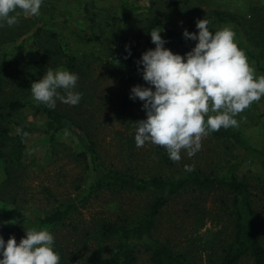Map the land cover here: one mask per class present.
<instances>
[{
	"label": "rangeland",
	"instance_id": "rangeland-1",
	"mask_svg": "<svg viewBox=\"0 0 264 264\" xmlns=\"http://www.w3.org/2000/svg\"><path fill=\"white\" fill-rule=\"evenodd\" d=\"M53 1L62 5L74 26L89 33L93 32L94 35H101L106 41L113 40L116 35L115 28H120L113 24V19L122 16L123 0ZM130 1L143 8L140 13L144 12L148 18H162L171 29L180 34V37L174 40L163 36L168 41L165 47L180 55H185L198 43L183 36L185 29L198 34L197 20L209 21L208 27L213 32L224 27L232 29L235 41L239 49L246 54L256 77L264 76L256 61L250 58L244 49H248L264 62V0H177L171 7L167 6V0ZM148 7L150 10L146 9ZM215 11L234 15L240 24L212 23L211 16ZM93 14L97 17L92 18ZM39 16L25 18L21 15L16 25L1 28L4 31H13L18 38L13 35L7 42L1 43L3 35L0 33L3 48L0 61L4 52L11 53L22 40L32 38L36 26L43 27L45 31L58 32L56 27L44 25ZM140 19L142 22L146 20L145 16ZM250 26L259 34L251 32ZM41 42L44 46L55 48L57 40L44 36ZM66 42L72 49L77 48L74 43L67 40ZM135 46L139 49V55L149 49L146 41L144 46L142 43ZM65 47L68 50L67 46ZM14 58L19 62L16 70L28 71L32 64L30 61H37L39 56L36 50L28 49L19 55L15 54ZM102 60L91 58L92 66L87 76L78 80L76 91L84 92V103L83 98L76 106L59 101L61 110L71 117H77V120L80 119L85 131L97 142L101 162L105 167L123 172L129 170L141 176H144L146 171L153 174L161 172L158 170L160 166L156 155L159 150L168 155L166 149L147 142L143 147H136L135 123L146 119L143 102L136 99L128 106L123 105L124 99L130 96L131 88L139 84L130 83L126 76L116 72L110 63ZM16 70L14 75H17ZM44 74L40 75V79ZM13 82L14 79L8 81L6 99L13 95ZM20 118L19 123H12V135L23 132V125L32 128L24 142L27 146L24 162L28 169L15 168L13 177L6 181L4 168L7 165L0 161V228L22 225V236L25 237V229L34 228L31 222L75 201L79 205L77 211L65 224L49 230L55 236V246L67 253V264H86L95 254L107 255L112 249L111 243L104 245V251L100 250L93 235H89L96 230L98 222L106 220L123 224L145 211L153 197L149 194L136 196L104 193L97 198L86 200L94 175L90 161L79 158L78 154L83 152V149L76 138L73 135H64L61 143L56 146L57 155H53L48 150V145H45V119L29 110ZM235 119L238 121L236 127L242 130L252 146L264 152V97L253 102ZM181 157L179 162H174L173 168L165 166L160 167L161 170L164 169L163 172L172 175L174 171L191 172L200 168L207 175H226L231 165H239V177L246 178L252 184L257 229L264 242V175L259 160L232 147L230 143L214 139L211 135L203 138L202 148L194 157L188 158L184 152ZM186 166L191 168V171H186ZM231 199L223 189L184 194L171 202L164 211L156 238L171 244L175 250L189 252L197 264L216 262L218 256L223 254L232 242L233 224L228 212ZM195 200L206 212L202 223L198 225L195 224L194 217L189 216L194 215L191 204ZM187 212L189 214H186ZM25 220L30 222L21 223ZM0 236L4 238L2 230ZM143 246H140V264H151L149 254ZM241 264L253 263L246 259Z\"/></svg>",
	"mask_w": 264,
	"mask_h": 264
},
{
	"label": "trees",
	"instance_id": "trees-1",
	"mask_svg": "<svg viewBox=\"0 0 264 264\" xmlns=\"http://www.w3.org/2000/svg\"><path fill=\"white\" fill-rule=\"evenodd\" d=\"M167 6L171 7L177 0H167ZM143 8L134 1L123 0L122 16L114 18L115 28L113 40L106 41L101 35H94L92 32L79 29L68 19V14L58 1L44 0L40 10L39 20L46 26L56 27L58 32L45 31L43 27L36 26L32 38L22 40L14 47V50L4 52L0 61V161L7 165L5 173L6 181L13 177L15 168L27 170L24 162L27 146L24 142L31 133L30 127L23 125V132L13 136L12 123H19V119L27 110L34 114H39L45 119L43 133L46 135L45 145L51 154L57 155L56 146L61 143L64 135L76 138L83 152L79 158L90 161L91 170L94 175L90 193L87 199L99 197L104 193L111 194H131L141 196L151 195L152 201L145 211L133 219L126 220L123 224L101 220L96 225L97 228L89 235H93L98 249L104 251V245L111 243L112 249L106 254H95L90 257L86 264H140V246L144 245L146 253L149 254L151 264H197L189 252L175 250L169 243H163L156 238L161 224V216L174 200L184 194H195L197 192L213 191L223 189L228 197L232 198L228 206L229 216L232 219L233 235L229 245L220 254L216 262L211 264H241L248 259L253 264H264V242L258 233L257 217L254 209L252 184L246 178L238 175L239 165L233 164L229 167L226 175L205 174L204 170L198 169L191 172L174 171L172 175L165 173L160 167H174L175 163L169 159L168 155L162 150L158 151L156 160L158 161L159 171L156 174L146 171L144 176L129 170L123 172L118 169L107 168L101 162L97 142L85 131L82 122L77 117H71L61 110L59 100L55 109H49L46 105L37 103L31 95V83L38 81L40 75L46 72L47 68L69 70L79 75V80H83L91 69V58L105 60L110 63L113 69L126 76L130 83L148 86L142 79L138 71L137 61L142 57L135 44L145 41L149 49H154L155 45L151 41L149 34L153 29H159L162 37L174 40L180 34L171 29L162 18L150 17L144 12ZM150 10V7L146 8ZM145 16L143 22L140 17ZM97 15L93 14L92 18ZM212 23H235L237 19L232 14L215 11L211 16ZM38 20V22H40ZM94 22V20H92ZM8 27L7 25H5ZM0 28L3 35V42H7L14 35L13 31ZM251 32H256L250 26ZM257 33V32H256ZM64 34V35H63ZM259 33H257L258 35ZM46 37L57 40L55 48L47 47L42 44V39ZM259 37V36H258ZM253 38V37H252ZM67 41L77 45L72 49ZM64 41V42H63ZM0 43V53L2 44ZM132 44V46H130ZM68 50H66V47ZM126 46L131 48V56H128ZM28 49L36 50L39 58L37 61H30L27 70H16L19 62L14 58L15 54L26 52ZM247 55L256 61V65L264 74V62L261 58L254 56L248 49L244 48ZM102 60V61H103ZM142 68V65L140 66ZM16 70L17 75H14ZM9 79H14L12 83L13 95L5 98ZM84 103V92L82 93ZM130 96L123 101L124 106L132 104ZM21 123V122H20ZM214 139L230 143L232 147L243 151L250 157L259 160L262 174L264 175V152L255 149L249 142L241 129L230 127L221 128L219 131L212 132ZM163 149V148H160ZM157 165V166H158ZM88 169V168H87ZM90 170V169H88ZM90 170V171H91ZM196 196V195H195ZM197 199V198H196ZM195 224H200L205 216L204 208L198 202L191 204ZM78 204L74 201L70 204L61 206L59 209L45 216L38 217L31 222L37 229H54L65 224V222L77 211ZM186 214H189L187 212ZM25 220L21 223H25ZM4 238L9 239L15 236L17 243L23 238L22 225L16 227L0 228ZM55 250L60 254V264H67V253L55 246Z\"/></svg>",
	"mask_w": 264,
	"mask_h": 264
},
{
	"label": "clouds",
	"instance_id": "clouds-1",
	"mask_svg": "<svg viewBox=\"0 0 264 264\" xmlns=\"http://www.w3.org/2000/svg\"><path fill=\"white\" fill-rule=\"evenodd\" d=\"M43 4L44 0H0V28L16 25L21 15L38 16ZM208 24L206 19L197 20L198 34L184 30L185 39L198 41L185 55L166 48L168 41L158 28L149 32L155 48L137 61L148 86L130 90V99L142 101L146 112V119L135 123L136 147L146 142L164 147L173 162L181 160L182 152L192 158L204 137L238 126L235 117L264 97V76L256 77L234 31L224 27L213 32ZM126 51L130 57V46ZM78 80L72 71L47 68L42 79L31 83L32 98L49 109H55L58 100L76 106L82 99L76 91ZM25 231L19 243L15 236L7 241L0 236V264H60L52 232Z\"/></svg>",
	"mask_w": 264,
	"mask_h": 264
}]
</instances>
